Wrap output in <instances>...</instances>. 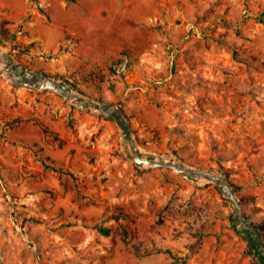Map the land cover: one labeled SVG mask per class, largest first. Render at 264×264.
<instances>
[{"label": "rangeland", "instance_id": "374dc122", "mask_svg": "<svg viewBox=\"0 0 264 264\" xmlns=\"http://www.w3.org/2000/svg\"><path fill=\"white\" fill-rule=\"evenodd\" d=\"M38 14L67 26L58 50L27 41ZM0 47L123 108L144 157L228 176L264 246V0H0ZM260 256L215 182L138 163L112 116L0 71V264Z\"/></svg>", "mask_w": 264, "mask_h": 264}, {"label": "water", "instance_id": "95a60500", "mask_svg": "<svg viewBox=\"0 0 264 264\" xmlns=\"http://www.w3.org/2000/svg\"><path fill=\"white\" fill-rule=\"evenodd\" d=\"M6 56V60H8L4 61L6 63V69L0 68V71L7 72L8 76L12 79L16 86L52 89L65 95L69 100L74 101L84 109L99 111L112 116L127 135L133 151L134 159L138 163L172 166L179 169L184 175L190 178H204L209 181L215 182L222 189L227 199L233 204L234 211L238 216V220L242 224V226L245 229L253 231L254 237L258 238L257 233L255 232V227L249 222L248 216L243 210L237 190L228 176L209 169L191 167L181 160L178 161V159H176L177 161L175 159H163L158 161L155 157L156 155L153 154L144 157L136 144L132 124L128 118V115L119 105L114 102L91 99L82 94L80 91L74 90L71 84L63 80L50 76L46 72L34 70L28 68L26 65L18 63L15 60L13 54L6 52ZM262 239L263 238L260 237L259 241L261 242ZM28 241L31 246L36 247V244L32 240ZM259 250L261 254L264 255V246L260 244Z\"/></svg>", "mask_w": 264, "mask_h": 264}, {"label": "crops", "instance_id": "0c3cea01", "mask_svg": "<svg viewBox=\"0 0 264 264\" xmlns=\"http://www.w3.org/2000/svg\"><path fill=\"white\" fill-rule=\"evenodd\" d=\"M21 1L22 0H17V2ZM27 8H29L28 3L21 12L25 13ZM83 19L86 21L89 20V17H84ZM90 19H92V17ZM27 28L30 30L31 34L27 41L40 40L43 51L58 50L61 43L65 42L66 39L67 26L65 24L55 21L45 23L40 14L35 15L32 21H28ZM77 31L84 35V30L82 28H77ZM57 59H65V55L62 54Z\"/></svg>", "mask_w": 264, "mask_h": 264}, {"label": "trees", "instance_id": "16d2710c", "mask_svg": "<svg viewBox=\"0 0 264 264\" xmlns=\"http://www.w3.org/2000/svg\"><path fill=\"white\" fill-rule=\"evenodd\" d=\"M117 216H118V215H117ZM120 216H121V215H120ZM100 230H101L104 234H106V235L111 234V231H112L111 228H109V227H105V226H101V227H100ZM123 231H124V232H123L124 237H128V236L130 235V233H129V231H128L127 228H125ZM254 238H255V237H254ZM255 242L257 243L258 246L261 244V242L259 241V238H255ZM137 248H138V247H137ZM253 248H256V247L253 246ZM138 249H139V248H138ZM259 252H260V250H259ZM260 254H261V252H260ZM260 258L262 259V261H264V255L261 254ZM262 261L259 260L260 263H262Z\"/></svg>", "mask_w": 264, "mask_h": 264}, {"label": "bare ground", "instance_id": "6f19581e", "mask_svg": "<svg viewBox=\"0 0 264 264\" xmlns=\"http://www.w3.org/2000/svg\"><path fill=\"white\" fill-rule=\"evenodd\" d=\"M6 52H7V50L5 47H0V68H2V69H4V68L6 69V67H5L6 63L4 61H8V60H6V58H7ZM155 157L157 158L158 161L165 159V158L159 157L158 155H156ZM193 169H195V168H193Z\"/></svg>", "mask_w": 264, "mask_h": 264}]
</instances>
